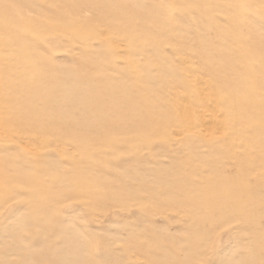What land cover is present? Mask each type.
<instances>
[{"label": "rangeland", "instance_id": "1", "mask_svg": "<svg viewBox=\"0 0 264 264\" xmlns=\"http://www.w3.org/2000/svg\"><path fill=\"white\" fill-rule=\"evenodd\" d=\"M0 264H264V0H0Z\"/></svg>", "mask_w": 264, "mask_h": 264}]
</instances>
